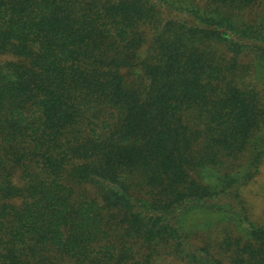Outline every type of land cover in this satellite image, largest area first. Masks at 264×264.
<instances>
[{"label":"trees","instance_id":"obj_1","mask_svg":"<svg viewBox=\"0 0 264 264\" xmlns=\"http://www.w3.org/2000/svg\"><path fill=\"white\" fill-rule=\"evenodd\" d=\"M0 57V264H264V0H0Z\"/></svg>","mask_w":264,"mask_h":264},{"label":"rangeland","instance_id":"obj_2","mask_svg":"<svg viewBox=\"0 0 264 264\" xmlns=\"http://www.w3.org/2000/svg\"><path fill=\"white\" fill-rule=\"evenodd\" d=\"M2 57H0L1 59ZM243 198L245 205L248 207L249 218L253 221L260 223L264 220V162L261 165L260 172L256 178L244 188ZM241 209V206H240ZM226 212H215L196 210L187 217L186 229L193 231L194 236L192 242L203 245L204 242L210 237V232L214 235L212 237L216 239H223L226 235V231H223L227 227L231 231V235H242L244 229L249 227L248 221L232 222L229 224L222 222V217L227 216ZM222 216V217H221ZM243 217V216H242ZM182 264V263H181Z\"/></svg>","mask_w":264,"mask_h":264}]
</instances>
